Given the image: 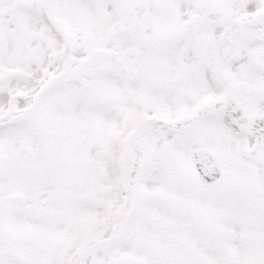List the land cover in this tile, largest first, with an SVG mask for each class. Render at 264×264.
Wrapping results in <instances>:
<instances>
[{
	"label": "snow or ice",
	"instance_id": "obj_1",
	"mask_svg": "<svg viewBox=\"0 0 264 264\" xmlns=\"http://www.w3.org/2000/svg\"><path fill=\"white\" fill-rule=\"evenodd\" d=\"M0 264H264V0H0Z\"/></svg>",
	"mask_w": 264,
	"mask_h": 264
}]
</instances>
